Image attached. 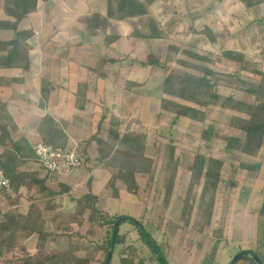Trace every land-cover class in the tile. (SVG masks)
Masks as SVG:
<instances>
[{
    "label": "trees",
    "instance_id": "trees-1",
    "mask_svg": "<svg viewBox=\"0 0 264 264\" xmlns=\"http://www.w3.org/2000/svg\"><path fill=\"white\" fill-rule=\"evenodd\" d=\"M105 1L106 13L92 12L90 17L85 18L82 23L93 36L101 38L102 45L108 52L119 54L118 60L112 59L109 60L110 62L116 63L119 59L125 58L113 47L119 37L109 34L110 22L136 21L137 27L128 35L129 40L132 41L140 40L150 43L169 39L172 31L160 25L152 11V5L156 0ZM160 1L168 3L169 0ZM237 1L247 13L255 9L264 10V0ZM2 10L6 19L0 20V31H11L14 35L9 40L0 39V86H4L7 81L1 74L2 70L16 69L22 72L30 70L29 54L33 49L30 40L34 32L19 30V24L30 14L38 11V0H3ZM193 32L195 35L205 37L212 46L217 42L208 27L203 31L193 30ZM169 49L181 56L176 61L180 69L164 64L162 54L158 50L146 53L139 60V65L143 68L153 70L161 67L163 69L160 98L162 112L158 116L164 113L173 115V124L182 119L189 120L193 126L192 129L199 133L201 143L210 142L215 136L212 125L228 116L227 126L235 133L220 135V140L225 143L226 152L229 153L231 159L238 161L239 170L256 171V174H260L262 163H264V71L245 51L224 49L218 55L219 58H215L211 52L199 54L193 50L179 49L173 45ZM57 57L59 60H70L68 52L59 54ZM262 57H264V48H262ZM207 59L209 62L205 63ZM216 59L226 62L237 70L235 73L237 85L232 88L251 96L253 98L251 103L238 101L233 95L224 96L218 93L222 81L214 68L218 62ZM127 65L132 67L133 62ZM241 72L251 74L257 77V80L248 81L239 76ZM109 73L110 71L106 70V75ZM147 81L148 79L144 82L126 79L124 90L133 92L146 85ZM89 86V80L76 83L72 115L75 125L81 126L84 120L86 106L91 100L88 95ZM56 88H60V85L50 77H42L38 101L40 109L47 108L51 94ZM8 107L9 102L0 100V147H3L0 151V169L10 181L9 191L0 188V196H2L0 197V264H93L97 262V255L100 252L105 254V260L102 263L104 264L112 243L114 224L119 216H111L108 212L98 208L100 196L93 192L92 177L88 180L86 192L81 197L73 199L74 211L70 213L62 211L59 200L71 195L72 186L67 182H59L58 178L61 175L51 174L38 163L35 156L34 146L37 143H43L56 150L71 147L68 145V138L65 137L64 132H61L65 130V127L48 113L41 118L37 126L39 140L30 142L22 134ZM213 107H219L221 111H215ZM101 108L105 107L101 106ZM226 110L231 114H225ZM104 111L106 113H103L98 122L95 133L83 147L75 148L83 163L89 164L87 166L90 171L95 168L118 170V175H112L105 183V187L111 189L112 198L118 200L121 198V190L136 194L139 189L140 175L152 180L155 175V165L151 157L146 156L149 135L142 128L141 122L138 119L116 115L110 108ZM209 121L213 122L211 127L207 125ZM134 127H136L135 132ZM92 144L97 146V156L94 158L87 155V148ZM167 147L168 154L165 157L162 181L165 200L169 201L174 194V187L183 167L179 162L174 161L176 157L182 156L176 153L178 152L176 145L172 143ZM30 155L34 157L33 161ZM245 156L256 159L258 162H245L243 159ZM31 163H35L37 168H30ZM224 165L223 160L213 156L206 158L199 154L192 165L186 168L190 186L188 185L187 196L183 200L182 219L184 221L189 214L195 211L198 220L203 219L206 224L211 222L216 193L220 185L231 186L233 183V181H224L222 177ZM233 167L231 165V169ZM50 180L56 182L60 188L59 191L47 185ZM117 182H121L123 188L118 187ZM200 183L203 185L197 203L195 194ZM25 191L28 192L27 197L24 195ZM137 221L142 225L141 220ZM263 222L264 200L259 209L256 226L260 238L264 237ZM131 224L137 230L139 240L156 257V262L168 264L162 246L150 233ZM85 225L87 229L83 233L82 229ZM105 229L107 231H105L101 244L94 243L91 238L95 237L97 230L104 231ZM33 237H36L35 249L38 253L30 252L24 245ZM126 238L127 234L122 233L119 227L112 254V256L115 254L117 247L120 248L118 264H146L141 249L139 250L134 243L127 244ZM63 240L65 241L64 247H62ZM251 252L257 256L260 264H264L262 246H259L257 251ZM244 261L247 264H256L251 257L242 258L235 264ZM112 262L111 259L109 264Z\"/></svg>",
    "mask_w": 264,
    "mask_h": 264
},
{
    "label": "rangeland",
    "instance_id": "rangeland-1",
    "mask_svg": "<svg viewBox=\"0 0 264 264\" xmlns=\"http://www.w3.org/2000/svg\"><path fill=\"white\" fill-rule=\"evenodd\" d=\"M2 3L3 0H0V6ZM152 11L156 14L154 16L158 23L165 26L167 30L172 31L169 39L150 43L129 40L128 35L137 27L134 20L112 24V26L108 25L109 34L119 37L115 49L125 57L119 60L122 63L126 61L128 63L133 62L132 68H136V71L143 73V76H138V79L142 78L144 81L148 79L147 84L134 90L136 93H131L123 90L125 83L122 81L113 82L108 79V76L112 74L106 75L105 67L110 63L109 60L113 59L111 57L119 58V54L108 52L103 45L98 47L101 49V59H103L101 68H99L100 73H97V77H92L90 74L85 80L87 78L91 80L90 85L93 93L94 91L98 93L96 83L103 88V84H108V82L114 84L111 88L114 93L111 95L112 92H109L105 96L101 94L97 100L89 103L90 108L87 118L81 127L76 129L73 126L70 127L69 124L61 132H64L65 137L68 138L69 146L80 148L95 133L98 122L103 113H106L104 111L106 108L112 109L116 115L138 119L142 128L149 135L146 156L151 157L155 165L154 178L149 180L146 176L140 175L138 180L139 189L136 194H129L121 190V198L116 200L112 198L111 189L106 188L105 183L112 175L117 176L118 170L95 168L90 171L87 166L89 164L83 163L79 170L67 176L69 178L75 177V180L73 178L74 183L70 184L73 192L70 196L62 197L59 200L60 208L68 213L74 211L75 202L73 199L81 197L86 192L88 180L92 177L93 192L100 196L98 208L108 212L111 216L141 220L142 229L149 232L155 241L162 246L168 264H231L232 259L241 250L257 251L259 246L264 249V237H259L260 234H258L256 227L259 209L264 200V163H262L263 167L260 174H256V171L238 169V161L229 157V153L225 150V143L220 140V135L235 133L227 126L228 116L227 118L223 117L222 121L220 119L219 122L217 121L214 124L212 121L207 123L208 127L213 124L215 136L210 142L204 143L200 142V135L192 129L193 126H191L189 120L182 119L173 124V115L164 113L158 116L162 112L160 98L162 96L163 69L161 67L153 70L142 68L139 65V60L146 53L157 52L158 50L162 54L164 64L174 69H180L176 61L181 56L169 49L171 45L179 49H190L199 54L211 52L215 55V58H219L218 55L224 49H235L245 51L264 71V57H262V48H264V10L255 9L247 13L237 0H197L193 2L169 0L168 3L157 0L156 4L152 5ZM192 27L195 31L210 28L217 42L213 46L210 45L205 37L195 35L191 30ZM117 34H120V36ZM74 54L75 51L72 50V57H75ZM169 56H172V58H169ZM74 59L78 62L83 60L84 63L85 60H90L83 59V56ZM205 61V63L209 62L208 59ZM94 64L95 61H92L91 65ZM214 68L221 76L222 84L218 89L220 95H233L238 101L245 103L253 101L251 96L237 92L232 88L237 85L235 78L237 70L233 66L218 61ZM130 71L131 69L129 73ZM134 71L132 69L133 74L136 73L137 75V72ZM129 73L127 75H131ZM241 73L239 76L248 79V81L257 80V77L251 74ZM106 88L107 86L105 92L107 91ZM114 94L117 96H114ZM101 106L105 108L102 109ZM212 109L221 111L219 107H213ZM224 113L231 114L227 110ZM107 115L109 114L107 113ZM135 129L136 127L133 129L134 132ZM172 143L178 149L176 153L182 155L176 157L174 161L180 163L183 171L180 170L173 196L169 201H166L162 180L165 171V157L168 154L167 146ZM96 148L95 144L87 148L88 157L94 158L97 156ZM2 149L3 147H0V151ZM199 154L206 156V158L213 156L223 160L225 165L222 177L225 182L233 181L231 186L220 185L216 193L214 211L209 224H206L203 219L198 220L195 211L189 214L185 221L182 219L183 200L186 198L187 189L190 186L189 174L186 168L192 165L195 157ZM33 158L30 155L32 161ZM243 159L245 162H258V160L246 156ZM231 165L234 166L232 169ZM29 167L37 168V165L31 163ZM62 177L64 176H60L58 181L66 182ZM67 183H70V181H67ZM47 185L56 191L60 189L56 182L52 180ZM117 185L123 188L121 182H117ZM202 185L200 183L195 194L197 203L199 202ZM24 195L27 197L28 192L25 191ZM86 229L87 226L85 225L82 232L85 233ZM120 230L122 233L127 234V244L134 243L139 250L141 249L146 264H158L155 260L156 257L139 240L138 232L130 222L122 223ZM105 231L107 229L104 231L97 230L95 237L91 240L94 243L101 244L104 240ZM62 243V247H64L65 241L63 240ZM24 245L30 252L38 253L35 249L36 237L26 241ZM49 247L53 248L52 245H49ZM119 250V247L115 249L112 264H118ZM96 260L97 262L93 264H102L105 260L104 252L98 253ZM240 264L247 263L244 261Z\"/></svg>",
    "mask_w": 264,
    "mask_h": 264
},
{
    "label": "crops",
    "instance_id": "crops-1",
    "mask_svg": "<svg viewBox=\"0 0 264 264\" xmlns=\"http://www.w3.org/2000/svg\"><path fill=\"white\" fill-rule=\"evenodd\" d=\"M156 2L157 0L154 5ZM106 9L105 0H38V11L30 14L19 24V30H32L34 32V36L30 40L33 46L29 54L30 70L27 72L16 69L2 70L1 74L7 81L4 86H0V100L9 102L8 109L11 116L24 137L30 142L39 140L37 126L41 118L46 114L49 113L55 117L64 127L70 124V127L73 126V128L78 129L87 118L90 102L97 100L101 94L105 96L112 92L111 95H113L114 90L112 91L111 88L114 84L110 82L108 84L105 83L106 85L103 84V88L96 83L98 93H95V91L93 93L90 85L88 95L91 100L86 106L84 120L81 126L73 123L72 115L76 83L85 80L90 74L92 77H97V73H100L99 68H101L100 66L103 63L101 49L98 48L102 46V40L100 37L93 36L85 28V24L82 21L85 18H89L90 13L99 11L104 14ZM5 19L1 5L0 20ZM112 24L117 23H109L110 26ZM13 35L11 31H0L1 40H9L13 38ZM117 35L120 36V34ZM118 42L113 44L114 48H116L115 44ZM72 50L75 51V57L82 58L83 56V59L90 60H85V63L83 60H80V62L76 61L75 57L71 55ZM65 52H68L70 60H59L57 56ZM111 58L118 60L116 57ZM92 61H95V66L91 65ZM127 63L128 61L122 63L120 60L116 63H108L105 69L112 74L108 76V79L113 82L122 81L123 83H125L126 79L144 82L142 78L138 79V76H143V73L136 71V68L129 67ZM132 69L137 72V75L136 73L133 74ZM128 73L131 75H127ZM42 77H50L56 84L60 85V88H56L52 92L46 109L38 107ZM89 83H91V80H89ZM106 86L107 91L105 92ZM131 93L136 92L133 91ZM114 96L117 95L114 94ZM69 139L73 141L71 137ZM73 178L75 180L74 176L71 178L63 177L66 182L70 181L69 184L71 185L74 183Z\"/></svg>",
    "mask_w": 264,
    "mask_h": 264
},
{
    "label": "built area",
    "instance_id": "built-area-1",
    "mask_svg": "<svg viewBox=\"0 0 264 264\" xmlns=\"http://www.w3.org/2000/svg\"><path fill=\"white\" fill-rule=\"evenodd\" d=\"M34 152L38 163L51 174L67 177L83 166V160L74 147L56 150L43 143H37ZM0 188L10 190V181L2 169H0Z\"/></svg>",
    "mask_w": 264,
    "mask_h": 264
},
{
    "label": "water",
    "instance_id": "water-1",
    "mask_svg": "<svg viewBox=\"0 0 264 264\" xmlns=\"http://www.w3.org/2000/svg\"><path fill=\"white\" fill-rule=\"evenodd\" d=\"M125 222H131V223L135 224L136 226H138L140 229H142V225L137 220L130 218V217H119L114 224V229H113V234H112V243H111L110 249H109L108 254H107V259H106L104 264L110 263V261L112 259V254H113V250H114V243H115V239H116V236L118 233V229H119L120 225L122 223H125ZM245 257H251L256 262V264H260V261L257 258V256L253 252L247 251V250H243V251L239 252L238 254H236L235 257L232 259L231 264H235L236 262H238L239 260H241L242 258H245Z\"/></svg>",
    "mask_w": 264,
    "mask_h": 264
}]
</instances>
